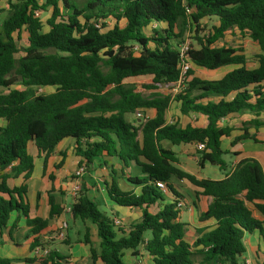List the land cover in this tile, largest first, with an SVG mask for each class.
Listing matches in <instances>:
<instances>
[{
	"label": "trees",
	"instance_id": "obj_1",
	"mask_svg": "<svg viewBox=\"0 0 264 264\" xmlns=\"http://www.w3.org/2000/svg\"><path fill=\"white\" fill-rule=\"evenodd\" d=\"M50 9L45 22L35 15ZM211 17L218 19V25L201 35L202 20ZM233 28L247 32L259 45L257 67L246 66L241 47L215 45ZM187 31L196 34L188 42L192 63L210 70L238 67L215 80L195 76L190 69L174 95L164 94L162 90L179 86L180 46L189 39ZM23 35L26 46L20 49L18 40ZM146 76L150 79L142 88L151 92L148 96L127 82ZM15 83L22 87L0 91V119L5 120L0 124V230L13 212H21L33 238L31 251L49 250L41 258L35 253L22 262L0 256V264H72L52 247L54 239L43 237L50 220L64 211L53 189L48 191L50 211L45 219L30 217L25 200L36 160L44 159L46 171L48 160L65 139H71L78 167L85 166L86 171L98 160L104 159L105 165V158L117 161L121 169L111 168L107 192L117 205L141 211L126 233L82 183L71 214L96 229L98 248L88 225L83 238L91 246L94 264L97 260L127 264V250L135 257L146 251L153 264H246L245 237L264 228V167L255 157L241 158L230 166L222 141L234 128L220 121L252 113L254 117L240 128L242 133L232 145L261 142L257 135L264 127V0L11 1L8 10L0 7V88ZM48 86L55 90L39 91ZM172 100L182 115H202L205 124L169 122ZM147 109H154L155 115L139 124L127 117ZM164 141L204 143V150L197 149L199 165L209 162L225 176L203 178L183 169L176 152ZM59 154L57 169L67 157L66 150ZM18 177L25 182L10 186L9 179ZM120 178L134 189L123 190ZM173 178L188 181L198 196L212 198L198 219L213 224L209 230L196 228L195 240L187 237L188 224L181 220L186 201L171 184ZM49 179L54 180V175ZM158 182H164L166 189ZM180 201L184 206H178ZM257 257L264 264V250H258Z\"/></svg>",
	"mask_w": 264,
	"mask_h": 264
},
{
	"label": "crops",
	"instance_id": "obj_2",
	"mask_svg": "<svg viewBox=\"0 0 264 264\" xmlns=\"http://www.w3.org/2000/svg\"><path fill=\"white\" fill-rule=\"evenodd\" d=\"M148 110L152 109H147L141 112L146 113L148 112ZM147 115L150 116L149 114ZM154 115L155 113H153L151 116ZM251 131L254 132L255 130L252 128ZM164 145L170 148V143L168 141H164ZM64 150H66V154L68 153L65 159V163L61 168L57 169L55 167V164L60 163L62 159V156L59 154V152ZM238 156H241L239 160L244 157L257 158L253 154L249 155L245 154L244 152H240ZM192 158L196 159L197 157L192 156ZM105 159L108 161L107 165L103 164L104 159H102L96 161L95 165L87 170L86 175H84L83 177V183L87 186L90 196L94 200H96L99 205L100 203H103L110 210V213H108L106 210L103 211H106L107 214L112 218L117 217L122 221V228H124L127 233L130 225L140 219L141 211L139 209L119 206L110 198L107 192L108 182H110V170L111 168H115L120 171L121 166L119 163H117V161L113 159ZM182 165L180 162V167H182ZM77 168L78 159L73 153V145L71 139H65L61 142L57 149V152L48 160L46 171L44 168V159L39 158L36 160L35 171L27 181L28 188L25 198V200L28 201L30 205V217H41L44 219L48 217L50 211L48 191L52 189V194L55 196L56 202L64 209L62 214L50 220L48 228L43 231V237L45 239H53L54 237L57 238L56 231L61 228L62 223L66 222V210L72 205L74 200L71 191V186L74 178L71 175ZM133 172L134 174H137L138 169H135V171ZM50 174L54 175L55 178L52 181L49 179ZM118 181L120 187L123 190L134 189V187L129 185L125 181V179L120 178ZM8 182L9 185L13 187L21 186L25 181L22 177H18L10 178ZM135 190H138V188H136ZM192 191L194 194V189H192ZM199 197L200 198L194 196L193 207L189 208V213L186 219L183 216V211L181 213V220L188 224L187 237L191 240L196 239V228H206V230H209L213 224L211 221L200 222L198 219V215L207 209V206L211 202L212 198L204 196L207 202L202 207L200 204L202 202V196ZM113 213H116L117 216H114ZM77 220L78 219H72L73 223L75 224L77 223ZM82 225L85 235L86 226L88 225L92 228V225L89 222H82ZM78 233H80V230H78ZM122 235L123 233H121L119 236ZM83 238L82 240L78 238L74 242L69 239L68 242H66L64 245V250H62L56 243L52 244V247L57 248L64 256L69 257V261L72 262V264H90V262L91 264H94L91 254V246L90 244H86L83 241ZM32 239L33 238L30 234V227L27 224L26 217L21 214V212H13L7 226L0 230V256L11 258L16 262H22L26 257H31L35 253H38L36 250L32 252L30 249ZM91 240L94 247L98 248L99 239L95 227L91 229ZM245 243L247 246V252L245 254L246 264H261L260 259H258L257 257V251L264 250V228L262 231L257 230L252 234H247L245 237ZM124 259L127 264H153L151 256H149L144 250H141L139 256L137 257L132 255L131 250H127L125 251ZM95 264L104 263L101 260H97Z\"/></svg>",
	"mask_w": 264,
	"mask_h": 264
},
{
	"label": "rangeland",
	"instance_id": "obj_3",
	"mask_svg": "<svg viewBox=\"0 0 264 264\" xmlns=\"http://www.w3.org/2000/svg\"><path fill=\"white\" fill-rule=\"evenodd\" d=\"M14 2L16 0H0V7L8 10V4L9 2ZM8 11L4 12L1 16V19L7 15ZM51 15V9L48 11H40L39 18L45 22ZM218 25V19L216 17L211 18H205L202 20V26H201V35H208L212 31V26ZM196 34L193 32H186L185 38H189L186 41L193 40L192 37H195ZM215 45L217 46H234V47H241L245 51V55L247 57V63L246 66L249 68H254L258 65L257 61V55L260 53L259 45L255 43L249 36L247 32H241L237 28L230 29L225 33L224 37L218 38V40L215 42ZM18 46L20 49H22L24 46H26V36L23 35V38L18 40ZM19 55V54H18ZM238 67V65H230V66H224L216 70H210L201 66H197L194 63L191 64V69L194 71V75L198 76L202 79H218L222 77L227 72L235 69ZM150 77H138V78H132L128 79L127 82L134 83L137 85L138 90L144 91L142 88V84L145 82H148ZM22 87L19 83L13 84L11 87H3L0 88V91L2 92H8L11 88H20ZM55 90V87H43L39 91L44 93L53 92ZM164 94L174 95L173 90H162ZM151 92L144 91L145 95H150ZM155 113L154 109L148 110V112L142 113L141 111H137L133 114H128V119L130 121H136L137 124L144 121L145 117H147L149 114L150 116ZM253 117V114L250 112H243L241 114H236L233 116H230L226 119H223L220 121V125L228 124L229 126L233 127L234 130L232 131V135L230 137H226L223 140V148L224 150L228 151V154L224 155V158L228 161L230 166H233L238 160L239 156H235L234 152H244L245 154L254 155L256 156L263 164L264 166V127H261L260 132L258 133L257 137L261 142H254V141H242L240 143L232 145L235 137L237 135H240L242 133V130L240 129L243 127L244 123L249 121ZM167 118L169 122H172L174 120H180L182 125H186L187 123L193 124L195 126H202L205 124L206 119L202 115L197 114H191L189 116H184L181 114L179 109V104L172 100L169 106V110L167 112ZM5 120L0 119V124H4ZM66 144V143H65ZM64 144V145H65ZM63 145V146H64ZM65 147V146H64ZM172 148L175 152L179 160H181V165L184 169L200 176L203 178H212L217 179L224 176V171H222L219 167L212 165L211 163L207 162L205 164V167H201L198 163V159L200 155L197 153V147L195 144L192 143H182L180 145H173L170 144L169 146ZM69 150V149H68ZM30 151L33 155L36 154L35 147L31 144L30 145ZM68 154V153H67ZM192 156L197 157L196 159H193ZM135 171V170H132ZM86 172L84 175H86ZM74 173H72V177L74 178ZM84 177V176H83ZM171 184L173 187L184 197L186 201V206L183 208V216L186 219L187 215L189 213V208L193 207V199L194 196H198V192H196L197 189L194 188L188 181L180 180L177 178L171 179ZM83 183V178H82ZM192 189H194V194ZM202 196V202L200 203L201 206L205 205L207 200H205V197ZM204 199V200H203ZM100 208L102 210H106L108 213H110V210L103 204L100 203ZM72 214L71 212L66 213L65 221L68 224L66 229L64 230V236L59 237L58 234L63 229L60 228L56 231L57 238L54 239L53 244H57L60 246L62 250H64V245L68 240L76 241L78 238L82 240L84 235L83 225L81 220H77V223H73L72 221ZM92 228L94 226L92 225ZM78 230H80V233H78ZM257 250V249H256ZM91 264V262H90Z\"/></svg>",
	"mask_w": 264,
	"mask_h": 264
},
{
	"label": "built area",
	"instance_id": "obj_4",
	"mask_svg": "<svg viewBox=\"0 0 264 264\" xmlns=\"http://www.w3.org/2000/svg\"><path fill=\"white\" fill-rule=\"evenodd\" d=\"M35 15L36 16H40V11H36ZM188 48H189L188 41H186L185 43H183L180 46V52H181V59H180L181 77H180V81H179V86L173 89V91H175V92L184 83V81L187 80L188 72L191 69L192 61L190 60V58L188 56V53H187ZM196 147L199 150H204L206 148L204 143H197ZM85 171H86V167L85 166L78 167L75 170L74 179H73V183H72V186H71V191H72V195H73L74 199L79 195V191H80L81 185H82V178L84 176ZM158 186L163 188L164 190L166 189V185H165L164 182H158ZM178 206L179 207L184 206L183 201H180L178 203ZM67 212H71V206L66 210V213ZM114 222H115L116 225H121L122 224V221L119 218H116V217L114 218ZM66 227H67V223L66 222L62 223L61 228L63 230L60 231V233L58 234L59 237H63L64 236V230L66 229ZM56 237H57V234H56ZM53 239H55V237ZM48 250L49 249L43 250L41 247H37L36 248V251L38 252L37 254H38V256L40 258L45 256L47 254ZM34 264H39V262L36 261Z\"/></svg>",
	"mask_w": 264,
	"mask_h": 264
}]
</instances>
